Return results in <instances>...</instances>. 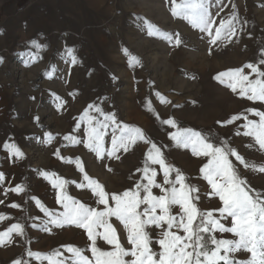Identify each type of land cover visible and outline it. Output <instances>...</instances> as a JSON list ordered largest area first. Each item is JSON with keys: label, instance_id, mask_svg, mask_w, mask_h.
I'll return each instance as SVG.
<instances>
[{"label": "rangeland", "instance_id": "1", "mask_svg": "<svg viewBox=\"0 0 264 264\" xmlns=\"http://www.w3.org/2000/svg\"><path fill=\"white\" fill-rule=\"evenodd\" d=\"M174 2L181 5L185 0ZM206 2L214 29L232 20L236 31L230 40L209 43L207 33L173 15V0H0V173L5 177L0 182V233L16 223L24 226L23 236L13 233L11 242L0 246V264L16 260L49 264L46 257L52 253H60L52 256L54 261L72 264L66 245L83 249L84 255L93 259L91 241L83 229L49 226L50 231L42 230L46 217L34 198L50 210L63 209L56 203L57 191L39 173H54L68 181V196L98 210H103V205L96 202L87 186H77L85 183L76 167L77 159L84 172L108 193H121L141 180L142 173L137 170L144 166L150 143L137 140L127 151L117 152L118 158H110L106 155L112 147L109 127L102 142L105 156L100 159L83 143L64 139L72 135L86 141L88 123L81 117L90 104L115 114L122 124L139 128L147 140L161 147L165 162L201 188L196 204L203 211L221 206L218 197L205 195L210 187L199 169L207 158L193 155L190 147L177 146L170 139L173 133L191 129L214 144L227 141L250 165H264V151L252 137L243 135L246 121L223 124L240 114L258 122L259 117L245 110L264 112V102L242 98L239 87L233 92L227 82L215 79L220 72L244 68L249 79L256 80L257 75L245 68L249 63L264 71L260 63L264 59V0ZM166 33L171 34V42L164 38ZM177 36L179 45L175 43ZM32 42L42 47L37 49ZM68 49L73 50L74 64ZM90 115L97 114L91 110ZM169 118L177 127L163 123ZM6 143L19 148L23 157L11 155L4 147ZM230 159L248 181L253 190L250 194L264 197V173L245 168L234 157ZM152 167L157 170V182L163 183L160 166ZM171 178H175V171ZM21 185L23 192L10 191ZM152 191L161 194L158 188ZM110 206H114L111 201ZM177 212L179 207L174 206L173 213ZM221 222L231 226L230 217ZM110 223L122 247L131 250L123 225L115 217ZM146 230L153 251L159 253L155 241L162 229ZM98 231L103 233V228ZM214 235L217 239H237L232 233ZM96 246L102 251L114 250L100 237ZM29 252L41 255L34 257ZM234 256L250 259L246 251Z\"/></svg>", "mask_w": 264, "mask_h": 264}, {"label": "snow or ice", "instance_id": "2", "mask_svg": "<svg viewBox=\"0 0 264 264\" xmlns=\"http://www.w3.org/2000/svg\"><path fill=\"white\" fill-rule=\"evenodd\" d=\"M173 15L180 16L192 27L207 33L209 43L213 45L218 41L230 40L236 31L232 20L223 21L218 28H213L215 22L206 0H185L181 5H175L173 0ZM232 19L236 17L233 16ZM164 38L169 42L172 41L171 34H164ZM32 43L37 49L42 47L35 42ZM175 43L177 45L181 43L178 36ZM67 52L74 64L76 58L73 50L68 49ZM261 56L264 57V50H261ZM2 62L3 58L0 57V63ZM260 63L264 64V59H261ZM245 68L250 69L258 78L250 80L249 75L244 73V68H238L220 72L215 79L222 84L227 82L226 86L233 92H237L239 87L238 94L242 98L253 102H264V71H260L259 67L252 63L245 65ZM91 110H95L97 115H90ZM245 111L259 117V121L248 120L247 115L240 114L231 116L223 124L230 125L243 119L246 121L243 125L246 129L243 135L252 137L264 151V112L255 109ZM36 119L38 120V117ZM85 120L89 128L84 134L87 137L86 141L72 135L64 139L75 141L76 144L83 143L100 159L105 156L102 142L109 127L112 129V147L106 155L110 158H118L117 152L121 149L127 151L128 146L135 144L137 140H144L145 143H150L151 147L146 154L143 168L137 170L142 173L141 180L137 181L133 188L121 193H108L104 186L84 172L79 159L75 161L85 181L77 186L79 188L87 186L96 197V202L103 205V210L90 207L68 196L66 193L68 181L60 179L54 173H39L57 191L56 203L63 209L61 212L50 210L39 198H34L36 206L46 217L42 230L50 231L49 226H75L83 229L88 240L91 241L90 251L93 259L84 255V250L81 248L64 246L65 250L71 253L72 264H264V197L260 194L255 196L250 194L253 190L248 186V181L240 175L230 157H234L235 161L245 168L261 173H264V165H250L237 150L229 147L227 141H220L217 145L209 142V139L200 132L191 129L177 130L173 133L170 139L177 146L190 147L193 155L207 158V163L199 169L200 177L210 187V192L205 195L218 197L221 206L203 211L196 204L201 199V188L191 183L180 170L168 165L161 147L147 140L139 128H131L118 122L115 114L106 113L96 104L88 105V110L81 117L82 122ZM163 123L169 127H177L174 119L171 118L164 120ZM79 130L80 124H77L76 131ZM4 147L11 155L17 158L23 157V153L14 144L6 143ZM152 165L160 166L163 183L157 182V170ZM173 171H175L174 179L171 178ZM4 179V174L0 173V182ZM153 188H158L161 194H153ZM10 191L20 193L24 188L21 185ZM110 201L114 206H110ZM142 205L144 207L141 209ZM174 206L179 207V212L175 214ZM11 207L17 208L19 205L12 204ZM214 213H218V216ZM112 217H115L127 231V241L132 246L131 250L122 247L117 230L110 223ZM229 217L231 226L227 227L221 221ZM197 221L199 223H196ZM150 227L162 229L160 237L155 241L161 249L159 253L154 252L151 247L153 241L149 231L146 230ZM100 228H103V233L98 231ZM179 232L183 235L178 234ZM216 232L232 233L237 239H217L214 235ZM13 233L23 236L24 226L16 223L0 233V246L11 242ZM97 237L112 245L114 250L102 251L98 248ZM240 251L250 253V259H236L234 254ZM29 255L35 257L41 254L29 252ZM58 255L60 253L47 256L49 264H63V261L52 259V256ZM127 256L133 259L125 261L124 257ZM13 264H27V261L16 260Z\"/></svg>", "mask_w": 264, "mask_h": 264}]
</instances>
